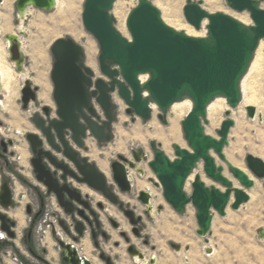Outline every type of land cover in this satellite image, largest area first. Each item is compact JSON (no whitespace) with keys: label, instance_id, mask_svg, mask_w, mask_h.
<instances>
[{"label":"water","instance_id":"1","mask_svg":"<svg viewBox=\"0 0 264 264\" xmlns=\"http://www.w3.org/2000/svg\"><path fill=\"white\" fill-rule=\"evenodd\" d=\"M115 2L116 0H85L82 14L86 29L100 46L101 76L109 81L97 77L95 70L87 66L85 51L74 39H56L51 45L54 59L51 81L58 118L47 121L43 116L34 113L32 121L41 134L36 131L26 134L33 154L30 163L36 173V180L47 188L48 193L55 194L64 212L75 220L74 232L65 220L59 221L63 232L71 236L72 241H66L55 227L51 231L61 250L62 264H93L90 259L80 254L74 243L77 244L83 238L88 227H93V219L98 227L101 223L93 203L84 199L67 182L68 176L87 185L109 203L119 206L133 227L143 219L141 215L136 216L133 209L124 208L123 203H119L120 197L109 186L105 174L95 162L80 157L75 148V145L83 146V139L89 133L98 141L111 140L110 131L114 120L112 93L116 92L128 105L127 113L141 119L148 120L152 113L151 107L155 105L161 111L159 118L164 123L167 122V112L173 104L185 99L191 100L192 107L182 121L190 149L173 144L175 157L172 158L160 145L152 142L150 147L154 156L148 164L163 188L165 199L177 213L184 214L190 203L196 208V233L200 237L205 238L210 233L216 213L224 217L229 206L238 210L249 202V190L255 186V180L245 170L232 164L224 153L229 144L231 128L235 125L231 110L224 112L225 119L217 130L218 138L207 134L204 124L208 122V106L218 97L225 98L231 109L237 108L243 100L242 80L250 69L261 40L264 39V8L260 1L227 0L232 9L238 12L248 11L252 24H246L223 12L210 13L203 8L202 0L188 1L184 6V15L192 26L200 29L203 21L208 19L207 34L192 36L167 24L162 18L161 10L152 0H138L126 19L130 37L123 35L115 26L116 19L112 15ZM56 6L57 0H17L15 24L19 26L24 22L31 8L51 12ZM22 33L18 29L17 34L5 36L9 42V60L15 63L18 71L23 69L25 63L20 37ZM113 65L117 68H112ZM141 76L147 78L143 81ZM37 90L31 81L25 80L21 90L24 109L36 100ZM93 99L105 113L106 120L102 124L94 120L97 111ZM43 109L45 115L49 116L50 108L45 106ZM247 114L251 119L255 118L256 108L247 106ZM67 134H70V138ZM7 144H13V141H2L5 148ZM47 146L60 152L64 162L47 150ZM212 152L226 162L233 177L239 181V187L224 174V166L217 163ZM145 160L147 154L142 149H137L132 152V158L119 154L118 159L111 163L113 179L122 193L132 191L131 171L139 176L144 175V170L138 164ZM47 161L63 170V182L47 166ZM66 161L73 163L76 170L70 168ZM201 161L207 177L222 188L207 185L200 174H195L191 183L192 192L188 194L185 186ZM246 163L256 178L264 180V159L249 153ZM138 200L147 207L145 214L151 218V194L141 190ZM0 205V230L8 238L16 239L17 222L5 212L15 205L13 191L8 182L0 187ZM97 206L105 210L102 202H98ZM161 210L162 207L158 206L157 212ZM30 213L28 206L27 214ZM109 220L125 239L129 255L132 258L145 259L144 252L132 243L121 225L112 217ZM91 231L95 246L99 247L95 230ZM133 231L137 237L140 236L136 229ZM103 235L107 237L106 232ZM259 236L264 238V228L259 230ZM144 242L149 244L147 240ZM2 243L0 240V244ZM208 243L207 239L206 244ZM173 246L176 250H181L180 245ZM206 252L212 253L213 249L206 248ZM99 256L106 264H113L112 257L105 252H101ZM155 261L156 255L153 254L150 263L154 264Z\"/></svg>","mask_w":264,"mask_h":264},{"label":"rangeland","instance_id":"2","mask_svg":"<svg viewBox=\"0 0 264 264\" xmlns=\"http://www.w3.org/2000/svg\"><path fill=\"white\" fill-rule=\"evenodd\" d=\"M2 1L0 0V3ZM16 1L6 0L5 2L9 7V17L6 20L8 29L0 37V53L10 64L15 65V63L9 60L5 35L17 33L18 28H21L23 33L20 37L23 54L25 56V63L23 64L21 72L39 90L42 89V86L35 83L33 79L39 72H42L43 79H47V84L49 83L48 98L47 101L37 98L36 102H32L27 109H24L21 101V90L25 79H21L19 75L18 82L12 89L13 92L11 91L8 95H11V98L9 97L8 99L5 91L1 90L0 150L3 140L7 142L8 140H12L13 144H9V148L5 152V157L14 164L16 171L21 173L30 184L42 190L43 185L35 179L32 173V165L30 163L32 152L26 134L35 131L41 134L36 129L32 118L35 112H42L41 107L45 104L52 107L53 115L56 116V105L52 96L53 83L51 81V70L54 59L51 53V45L58 38L71 37L74 39L85 51V62L87 66H90L89 63L91 62L94 63L90 67L95 70L97 76L101 74L99 69L100 46L94 36L86 29L82 19L85 0H68V3L67 0H59L57 6L51 12L31 8L28 11L27 19L19 27L15 24ZM137 1L116 0L112 9V15L116 19L115 26L123 35L128 37H130V33L126 26V18L132 8L136 6ZM152 1L161 10L163 20L170 26L176 29L179 28L178 30L185 32L191 29L197 33L207 34L208 19H205L206 23H203L200 29H196L186 20L184 15V6L188 1L197 2L198 0ZM259 1L260 5L264 8V0ZM202 6L210 13L223 12L236 17L246 24L253 23L248 11L238 12L232 9L227 0H218L217 2L213 0H202ZM0 11L2 10L0 9ZM1 18L2 23L3 17ZM79 33L82 35L79 36ZM261 42L262 45L258 52L259 64L247 77L244 99L237 108L232 109V112L234 111L233 118L235 119V125L230 131L229 144L224 149V153L231 163L245 168L249 173L251 171L246 163L247 154L251 153L264 159V39ZM93 46L95 50L92 49ZM40 55L46 56V62H42V65L41 61H38ZM14 65L15 71L21 73L17 70L16 65ZM114 96L121 100V104L119 108L117 106V110L115 111L116 118L112 127L111 140L100 142L89 133L85 139L87 148L85 150L80 149V151L96 164L100 161L107 162V180L117 189L121 203L133 209L137 215L143 217L141 235L137 237L132 233L133 226L117 205L109 203L96 193H92L93 206L98 212L102 227L107 232L108 238L105 239L102 236L96 238L100 244L99 247H96L91 228L88 227L83 238L77 243L86 254L84 256L89 258L94 264H106L99 256L101 252H105L113 258V264H140L135 262L127 252L128 245L125 239L120 231L113 227L109 220V217H112L121 225L122 230L128 234L132 243L144 252L148 260L152 254H156L155 264H264V238L262 239L259 236V230L264 228V180L255 178L257 182L255 181V186L249 190L251 194L249 202L242 205L238 210H233L229 206L227 208V214L224 217L216 213L210 233L205 238L200 237L196 233V229L198 228L196 208L190 203L184 214L177 213L165 199L163 188L148 164V161L153 159L154 156V151L150 147L152 142H155L157 146L160 145L161 149L172 158L175 157L173 144H179L181 147L190 149L185 139L182 126V121L189 111L188 108L184 106L180 111L176 112L170 108L167 113V122L164 123L159 118L160 111L156 107L157 109L155 111L152 110L151 117L145 120L127 113L128 105L116 92L113 94ZM250 101L257 108V112L258 109L260 110V113L258 112L254 119H251L247 114L246 103ZM225 102L227 104L226 100ZM97 110L100 116L104 118L103 111L99 105H97ZM225 110L221 109L219 111L220 115H217V124L214 127L209 125V120L204 124L208 134L218 137L217 130L221 127L225 119ZM259 114H261V118ZM171 121L175 122L177 131H179V139L177 141L168 140L166 145H164L163 137H159L156 132H159L161 129H168ZM132 148L135 150L142 149L147 154V160L140 164V167L145 170L143 177L134 172L141 181H136V186L132 187V191L128 195L118 189L113 179L111 162L117 160L119 154L131 157L130 151ZM3 158L0 156V186L2 180L9 182L11 187L13 189L15 188V209L22 208V218L14 215L15 213L12 214L13 217L10 216L17 221L19 237L15 242L19 244L20 249L14 242H12L13 245H8V248H17L25 256L27 259L26 262L29 264H45L32 256L21 240L30 225V216L26 213V205H31L33 208L37 207L38 191L21 183L17 176L5 167ZM215 158L218 164L224 166V174L233 179L235 184L239 183L233 177L226 162L221 160L216 154ZM195 172L196 174H203L208 181L205 182L206 184L208 183L207 185H215L205 174L202 161L198 164ZM11 175H14L15 178H12ZM192 181L193 179L189 178L185 186V191L188 194L192 192ZM74 184L78 186L77 182H74ZM146 186H149L151 191L154 192L152 195L154 211L151 212V218L145 214L147 207L138 200V193L142 190L140 187L144 188L143 190H147ZM17 187H20L19 192L16 191ZM81 187L90 191L86 186ZM98 200H102L105 207L104 211L97 206ZM158 206L162 207L161 212H157ZM64 237L70 240L69 236L66 235ZM207 239L209 240L208 244H206ZM145 240L149 242L148 245L145 244ZM84 241L87 242L86 245ZM45 242L47 247L53 244L52 236L46 238ZM117 242L119 243L118 246L116 245ZM33 244L34 249L46 261L47 256L49 258H55V252L51 251L50 255H48L46 247L39 245L35 238H33ZM173 245H180L181 250H176ZM206 248H212L213 253H207ZM11 261H13L11 258L3 257L0 254V263H8ZM48 264L50 263L48 262Z\"/></svg>","mask_w":264,"mask_h":264},{"label":"bare ground","instance_id":"3","mask_svg":"<svg viewBox=\"0 0 264 264\" xmlns=\"http://www.w3.org/2000/svg\"><path fill=\"white\" fill-rule=\"evenodd\" d=\"M8 1V0H7ZM58 1L59 0H57V4H58ZM213 1H218V0H213ZM5 2H6V0H3L1 3H0V9L2 10V11H0V17H3V22L1 23V25H0V37L7 31V29H8V25H7V19H8V17H9V7L5 4ZM69 1L67 0V3H68ZM138 2V1H137ZM66 3V4H67ZM66 8V7H65ZM64 8V9H65ZM174 12V11H173ZM29 14V13H28ZM128 16V15H127ZM127 19V18H126ZM1 21H2V18H1ZM25 22V21H24ZM22 23L23 22H21V24L19 25V26H21L22 25ZM203 23H206V20H204L203 21ZM203 25V24H202ZM18 26V27H19ZM187 28V27H186ZM18 29H21V28H18ZM179 28H177V30H178ZM22 30V29H21ZM23 31V30H22ZM186 33L187 34H189V35H192V36H202V35H204V33H197V32H194L193 30H191V29H188L187 31H186ZM10 34H17L16 32L15 33H10ZM80 35H82L81 33H79V36ZM6 36V35H5ZM84 36V35H83ZM205 36V35H204ZM128 37V36H127ZM6 43H7V45L9 46V42H8V40H6ZM93 44V43H92ZM91 44V45H92ZM90 45V46H91ZM261 45H262V42H260V45H259V47H258V49H257V53H256V57L254 58V60H253V62L251 63V66H250V69H249V71L247 72V74L245 75V77L243 78V80H242V83H241V87H242V94H243V99H244V96H245V82H246V80H247V77L251 74V72L253 71V69H255L257 66H258V64H259V49H260V47H261ZM95 47L93 46L92 47V49H94ZM89 50V49H88ZM95 50V49H94ZM89 59V58H88ZM90 59H91V57H90ZM46 60V56L45 55H40V57H39V59H38V61H41V65H42V62H46L45 61ZM90 62V61H89ZM14 63V62H13ZM91 66H93L94 65V63H89ZM14 65V64H13ZM13 65L12 64H10L8 61H7V59H5L4 58V56L0 53V83H1V90H4L5 91V93H6V96H8L10 93H11V91H12V89H13V87L17 84V82H18V75L20 76V78L21 79H25V80H29V78L27 77V76H25V74H23L21 71H19V72H21V73H17L16 71H15V69H14V67H13ZM15 66V65H14ZM43 73L42 72H39V74H37V76L33 79V81L35 82V83H37V84H39V85H41L42 86V89H41V93H40V99L41 100H43V101H47V98H48V93H47V91H48V88H49V83L47 84V79L46 80H44L43 79ZM147 78V76H141V79L144 81L145 79ZM30 81V80H29ZM25 82V81H24ZM32 83V82H31ZM1 90H0V92H1ZM13 92V91H12ZM11 96V95H10ZM10 96H8V99H9V97ZM11 98V97H10ZM252 98H253V96H252ZM251 99V98H250ZM36 100H37V92H36ZM35 100V101H36ZM225 98H223V97H218L217 99H215L209 106H208V118H209V125L211 126V127H214L216 124H217V115L219 114V111L222 109V110H224V109H226V110H228V109H230L231 110V112H232V109L229 107V106H227L228 104H226V102H225ZM34 101V102H35ZM243 101V100H242ZM249 101V100H248ZM252 101V100H251ZM251 101L249 102V103H246L247 104V106H254V105H252V103H251ZM253 101H254V99H253ZM262 102V101H261ZM254 103V102H253ZM120 104H121V101H120ZM184 106H186L187 108H188V110L190 111V109H191V107H192V102H191V100L190 99H185V100H183V101H181V102H177V103H175V104H173L172 105V107H171V109L172 110H174L175 112L176 111H180L181 110V108L182 107H184ZM255 107V106H254ZM152 110L153 111H155L157 108H156V106L155 105H152ZM256 108V107H255ZM225 110V111H226ZM160 111V110H159ZM169 111V110H168ZM188 111V112H189ZM161 112V111H160ZM174 112V113H175ZM258 112L260 113V110L258 109ZM258 112H257V108H256V116H257V114H258ZM168 113V112H167ZM173 113V114H174ZM178 114H179V112H178ZM220 115V114H219ZM234 115V111L231 113V117H234L233 116ZM255 116V117H256ZM259 117L261 118V114H259ZM171 125H170V127L168 128V129H161L159 132H156V134L159 136V137H163V143H164V145H166V143H167V141L168 140H178L179 139V131H177V128H176V126H175V122L174 121H171V123H170ZM208 134V133H207ZM157 136V137H158ZM216 138H218V137H216ZM161 140V139H160ZM263 142H264V140H263ZM212 154L215 156V153L214 152H212ZM143 162V161H142ZM141 162V163H142ZM141 163H139L138 165H140ZM233 164V163H232ZM98 165L101 167V169L103 170V171H105L106 172V169H107V162H103V161H100V162H98ZM236 166H238V167H240V168H242L243 170H245L248 174H249V176L251 177V178H253L256 182H257V178L252 174V173H249L245 168H243V167H241V166H239V165H236ZM141 168V167H140ZM108 170V169H107ZM133 172L134 171H131V179H132V183H133ZM197 172V171H196ZM196 172H194V174H192L191 176H190V179H194V175L196 174ZM144 175H145V171H144ZM143 175V176H144ZM201 175V177H202V179L205 181V182H208L206 179H205V177L203 176V174H200ZM143 176H141V177H143ZM157 178V177H156ZM230 178V177H229ZM256 178V179H255ZM154 179V178H153ZM158 180V179H157ZM211 180V179H210ZM233 180V179H232ZM214 184H218V183H215L213 180H211ZM234 182V181H233ZM236 182V181H235ZM160 184V183H159ZM208 184V183H207ZM238 184V183H237ZM237 184H235L234 183V185L235 186H237V187H239V185H237ZM219 185V184H218ZM146 187H148L149 188V190L147 189V190H144V191H150L149 193L151 194H154V192H152L151 191V189H150V187L149 186H146ZM221 187V186H220ZM222 188V187H221ZM16 191H20V187H17L16 188ZM152 194H151V204H152ZM251 196V195H250ZM16 216H18V217H20V218H22L21 216H22V214L21 213H16ZM22 220V219H21ZM86 250H87V247H86ZM213 253V252H212ZM209 254H211V253H209ZM9 261V260H8ZM9 264H17L16 262H13V261H11V262H8Z\"/></svg>","mask_w":264,"mask_h":264},{"label":"flooded vegetation","instance_id":"4","mask_svg":"<svg viewBox=\"0 0 264 264\" xmlns=\"http://www.w3.org/2000/svg\"><path fill=\"white\" fill-rule=\"evenodd\" d=\"M91 66V65H90ZM92 67V66H91ZM112 68H114V65L112 66ZM97 77H102L101 76V74L99 75V76H97ZM104 80H106V81H109V79H107L106 77H102ZM34 85V84H33ZM37 85V84H36ZM39 90V89H38ZM38 90H37V98H39L40 99V93H41V89L39 90V93H38ZM47 93H48V91H47ZM113 94L114 93H112L111 94V100H112V111H113V115H114V120H113V123L115 122V118H116V114H115V111L117 110V106H118V108H119V106H120V99L119 98H117L116 96H114L113 97ZM52 96H53V93H52ZM41 100V99H40ZM37 101V100H36ZM35 101V102H36ZM32 103V102H31ZM56 105V104H55ZM45 106H48L49 108H50V110H49V116H46L45 115V111H44V107ZM41 110H42V112H40V111H37V112H35V113H38L39 115H41V116H43L47 121L49 120V119H53V118H58L57 117V115L56 116H54L53 115V109H52V107L51 106H49L48 104H45L44 106H42L41 107ZM55 112H56V110H55ZM103 114H104V118L103 117H101V116H98V114H97V116L96 117H94V120L96 121V122H98L99 124H102L105 120H106V117H105V113L103 112ZM208 120H209V118H208ZM112 127H113V125H112ZM112 127H111V131H110V133H111V136H112ZM37 132V131H36ZM38 133V132H37ZM108 133V130H106V134ZM67 137H69L70 138V134H67ZM87 137V136H86ZM86 137L83 139V146L82 147H78V146H76L75 145V148L78 150V152H79V156L80 157H86L87 158V156H85V155H83L82 154V152L80 151V149H83V150H85L87 147H86V144H85V139H86ZM112 138V137H111ZM104 141H106V140H103V141H100V142H104ZM8 148H9V144H7V146H6V148L4 147V146H2L1 147V150H0V156H1V158H3V157H5L6 156V151L8 150ZM46 149L47 150H50L56 157H57V159L59 160V161H63L64 162V157H63V155L60 153V152H56L55 150H53V148L51 147V146H47L46 147ZM135 149H131V151H130V154H131V157H129V156H126V155H124L125 157H127V158H132V152L134 151ZM32 156H33V154H32ZM31 156V157H32ZM4 159V158H3ZM87 160L89 161V162H94L93 160H91V159H89V158H87ZM115 161V160H114ZM69 165H70V168H72L73 170H76V168H75V165L73 164V163H71V162H68V161H66ZM113 162V161H112ZM111 162V163H112ZM97 165V167L105 174V176H106V178H107V175H106V172L105 171H103L102 169H101V167L98 165V163L96 164ZM47 166L51 169V171L52 172H55L56 173V177L60 180V182H63V180H62V178H61V176L63 175V170L62 169H59V168H56L53 164H51L49 161H47ZM139 167H140V165H138ZM145 171V170H144ZM32 173H33V175H34V177H35V179H36V173L34 172V169H33V167H32ZM141 181V179L138 177V175H135V173L133 172V186H136V181ZM108 181V180H107ZM5 181L4 180H2V182H1V185L4 183ZM7 182V181H6ZM67 182H69V184L72 186V187H74V188H76L81 194H82V197L84 198V199H86V200H90L92 203H93V198H92V193H96V192H94L92 189H90L87 185H85V184H82V183H79L77 180H75V179H73L72 177H70V176H68V178H67ZM74 182H77L78 183V186L77 185H75L74 184ZM9 183V182H8ZM108 183H109V186L111 187V188H113L114 190H115V192L118 194V192H117V189L116 188H114V186L113 185H111V183L108 181ZM10 184V183H9ZM41 185H43V184H41ZM11 186V185H10ZM81 186H86L87 188H89L90 189V191L89 190H85V189H83ZM1 187V186H0ZM12 188V187H11ZM142 190L144 189V188H142V187H140ZM119 189V188H118ZM146 189H148L149 190V188L147 187ZM120 190V189H119ZM12 191H13V195H14V199H15V205H14V207H12V208H10L9 210H7V211H5V212H7V214L9 215V217L10 216H12V214H14V215H16V213H21V211H22V208L20 207V208H18V209H15V207H16V198H15V194H14V191H15V188L13 189L12 188ZM141 191V190H140ZM150 192V191H149ZM130 193L131 192H129V193H126V194H128V195H130ZM97 194V193H96ZM152 194V193H151ZM97 195H99V194H97ZM153 195V194H152ZM37 196H38V205H37V207H32L31 205H26V213H27V207L28 206H30V210H31V213L30 214H27L28 216H31L32 218H31V221H30V225L32 224V222L33 221H35V220H39V218L41 217V215H42V212H43V209H44V206H45V202H46V198H47V195H45L43 192H42V190H40V191H38V193H37ZM101 196V195H100ZM153 199V198H152ZM98 202H102V200H98L97 201V203ZM103 203V202H102ZM119 203H121V200L119 201ZM124 205V204H123ZM0 207H1V205H0ZM119 207V206H118ZM124 208H128V207H126L125 205H124ZM63 209V208H62ZM0 210H2V207H1V209ZM122 210V209H121ZM63 211H64V209H63ZM153 211H154V209H153ZM136 216H139V215H137L136 214ZM13 217V216H12ZM12 217H10L12 220H14ZM15 217V216H14ZM17 219V218H16ZM129 220V219H128ZM16 221V220H15ZM36 221V222H37ZM17 222V221H16ZM35 222V223H36ZM101 222V221H100ZM142 224H143V219H141V220H139L138 221V223H137V225H135L134 227H132V233L133 234H135V232L133 231V229H136L137 230V233H139L140 235H141V226H142ZM30 225H29V227H28V229L26 230V232H25V234L23 235V238L21 239L22 241H23V243H24V246H25V242H24V240H25V236L27 235V237H28V239L30 238V235L31 234H29V228H30ZM16 227H17V225H16ZM16 229V228H15ZM92 229H94L95 230V233H96V238H98L99 236H102L103 238H108V234H107V232L103 229V227H102V224L100 223V227H98L97 226V224L94 222V219H93V227L91 228V230ZM33 232V231H32ZM103 232H106V234H107V237H105L104 235H103ZM68 236V235H67ZM33 238H34V235H33ZM63 238L65 239V237L63 236ZM69 239L71 240V236H69ZM66 241H70V240H67V239H65ZM72 241V240H71ZM75 244V246H76V243H74ZM84 244L86 245L87 244V242L86 241H84ZM38 247V246H37ZM77 247V246H76ZM89 259V258H88ZM92 262V261H91ZM93 263V262H92ZM94 264V263H93Z\"/></svg>","mask_w":264,"mask_h":264},{"label":"built area","instance_id":"5","mask_svg":"<svg viewBox=\"0 0 264 264\" xmlns=\"http://www.w3.org/2000/svg\"><path fill=\"white\" fill-rule=\"evenodd\" d=\"M114 68H117V66L114 65ZM93 104L95 106V109L97 111L98 116H100L99 111L97 110V105H99V104L95 101V99H93ZM101 110H102V108H101ZM11 176H12V178H15L14 175H11ZM42 192L45 195H47L45 206H44L41 217L33 226L32 231H33L34 238L36 239V241H38L39 245L47 248V244H46L45 240L49 236H52V232H51L52 228L55 227L57 232L61 236H66L64 234L62 228L59 225V221L61 219L65 220L66 223L68 224V226L70 227V229L74 232L75 220L70 215L66 214L63 211V209L59 205L58 200H57L54 193H48L47 188L45 186H42ZM31 218L32 217L30 216L29 222L31 221ZM77 218H79V217H77ZM16 232H17V230H16ZM18 237H19V233L17 232V238L16 239H18ZM16 239L8 238L6 233L0 230V240H2L3 242H5L7 240L15 241ZM52 239L54 241V244L58 248L57 242L54 240L53 237H52ZM11 241H8V242H11ZM0 246H1V244H0ZM0 254H2L3 257L11 258L14 262H16L18 264H23V262L21 261V259L19 257V254L16 251V248H14V247H11V248H8V246L2 247L0 250ZM151 257H152V255L150 256V259H151ZM145 258H146V256H145ZM132 259L137 263H142L145 260V259H138L137 257L132 258ZM150 259L148 261V264H151ZM155 263H156V261H155ZM0 264H8V263L4 262V263H0Z\"/></svg>","mask_w":264,"mask_h":264},{"label":"trees","instance_id":"6","mask_svg":"<svg viewBox=\"0 0 264 264\" xmlns=\"http://www.w3.org/2000/svg\"><path fill=\"white\" fill-rule=\"evenodd\" d=\"M5 162V167L10 170L11 172H13L17 178L21 181V183L25 184L26 186H30L32 188H34L37 191H40L39 188H37L36 186H33L32 184H30V182L19 172L16 171V169L14 168V164L12 162H10V160L7 157H4ZM37 220L33 221L32 224L30 225L29 228V232L31 231V235L30 238L28 239L27 235L25 236V247L28 250V252L34 256L35 258L39 259L40 261H42L45 264H48V262L43 258V256L39 255V253L34 249L35 247L33 246V226L35 225V222ZM8 245H12L11 242H3L0 246V250L2 247L8 246ZM17 253L19 254V257L21 259V261L23 262V264H29L27 263V259L25 258V256L16 248Z\"/></svg>","mask_w":264,"mask_h":264},{"label":"crops","instance_id":"7","mask_svg":"<svg viewBox=\"0 0 264 264\" xmlns=\"http://www.w3.org/2000/svg\"><path fill=\"white\" fill-rule=\"evenodd\" d=\"M229 177V176H228ZM216 186H218V187H220V185H218V184H215ZM238 185L240 186V184L238 183ZM221 188V187H220ZM250 193V192H249ZM251 195V194H250ZM16 230H17V227H16ZM20 239V238H19ZM17 240V239H16ZM15 240V241H16ZM8 241H11V240H7V241H5V242H8ZM15 241H11V243L12 242H14L15 243V245L19 248V244H17ZM13 245V244H12ZM77 246H78V248H79V251H80V254H83V255H86L85 253H84V251H83V249L82 248H80L79 247V245L77 244ZM47 251H48V255H50V252L51 251H54L55 252V254H56V256H55V258H49L48 256H47V261L50 263V264H62V259H61V251L56 247V245L53 243V244H51V245H49L47 248ZM153 255V254H152ZM156 255V254H155ZM57 257V258H56ZM113 259V258H112ZM148 259L147 258H145V260L142 262V263H140V264H148ZM114 262V261H113Z\"/></svg>","mask_w":264,"mask_h":264}]
</instances>
